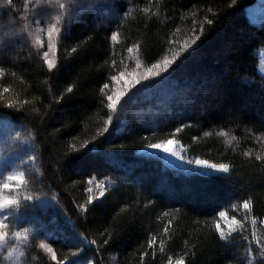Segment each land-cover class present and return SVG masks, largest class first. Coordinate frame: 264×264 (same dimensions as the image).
<instances>
[{"label":"trees","instance_id":"1","mask_svg":"<svg viewBox=\"0 0 264 264\" xmlns=\"http://www.w3.org/2000/svg\"><path fill=\"white\" fill-rule=\"evenodd\" d=\"M256 1L83 0L78 8L61 0L72 21L53 38L58 70L49 71L48 38L39 29L63 10L56 0H0V195H9L2 185L12 183V195L44 197L10 214L6 230L15 251L9 257L5 244L0 264H57L41 243L61 264H81L85 255L98 264H261L252 233L264 229V160L258 159L264 157V77L255 54L264 47V25L247 14ZM194 35L200 39L183 51ZM133 44L140 47L130 54ZM137 58L145 69L175 62L133 86L119 103L120 118L107 125L111 76L135 68ZM162 88L168 100L159 118L152 113L165 108L157 93ZM9 102L16 107H6ZM168 140L188 160L228 164L230 171L190 175L193 165L143 152ZM21 172L24 185L17 189L8 177ZM219 211L243 225L230 243L218 235ZM23 228L27 241L13 240ZM78 233L97 243L109 233L114 239L95 253ZM73 248L85 251L71 259Z\"/></svg>","mask_w":264,"mask_h":264},{"label":"snow or ice","instance_id":"2","mask_svg":"<svg viewBox=\"0 0 264 264\" xmlns=\"http://www.w3.org/2000/svg\"><path fill=\"white\" fill-rule=\"evenodd\" d=\"M44 2L51 3V0H44ZM6 3L8 5H12L13 0H6ZM56 3L58 4L59 8L62 9L63 11H61L60 14L56 16L55 22H49L48 23L46 29L43 27H41L39 29V32L41 35L46 31L47 38H48V47L50 50H55V48H56V45L53 42L54 36L60 35L61 27L63 25L70 24L72 21V16L68 13V5L65 3H61V0H56ZM74 3L76 4V6L78 8L83 7V0H74ZM35 23L39 24L41 22L39 20H37V21H35ZM207 23L212 24L213 21L208 20ZM21 31H23V29H21ZM202 31L203 30H201V32ZM33 35H34V38L36 39L38 44H43V40L39 39V37L35 36V34H33ZM117 35H118V33H113L112 34V40H116ZM9 36H10L9 33H4L5 38L9 37ZM199 39H200L199 36L194 35L191 38V40L184 45L183 51H187L189 48L192 47V45H195L197 40H199ZM139 47H140L139 45L133 44L132 47H129L127 49V51H128V53L132 54V53H134V50H138ZM75 51H76V49L73 48V52H75ZM43 59L46 62L47 69L49 71L54 70V69L58 70L56 63L50 58V51L44 52ZM174 62H175V58L163 60L162 66H163L164 70L167 71L168 68L174 64ZM112 63H113V65H115L116 61L113 60ZM136 68H137V71H134L132 73L120 71L117 75L111 76V81H115L117 83V85H120L117 87L114 94L107 96V101H108L107 107H108V109H111L113 111V115L116 114L117 103L130 90V89H126L122 86L125 77H127V83L130 86H135L137 84H140L142 80L147 81L150 76H154V77H160L161 76V73H160L161 64L160 63L152 64V66L150 68H147L144 71H140L139 70L140 64H139V61L137 58ZM173 71H175V69H173ZM52 74L55 75L54 72ZM144 87L147 89H150L151 85H145ZM103 88L108 89L109 84L105 83L103 85ZM4 91L7 92L8 89H4ZM67 91L69 93H72L73 89L68 88ZM61 99H63V97ZM6 107L11 109V108L16 107V105L9 102L6 104ZM111 124H112V116L110 115L108 118V121H107V125H111ZM107 125L104 128V132L109 131ZM117 130H114V132ZM177 131H179V129H177ZM225 135H227V133H225ZM173 143H174V141L168 140L165 144H149L147 146L148 153H149V155H151V153H153V152L163 151L164 153H169L172 156H175L178 159L183 160L184 157L181 156L179 153L173 151V149L170 147V145H172ZM29 159L35 160L36 157L30 156ZM258 159L264 160V157H258ZM186 163L189 165H195L196 166L193 168L186 169V173L190 174V175H210L212 172L228 173L230 171V165L224 164V163H219V164L211 163L207 159L188 160V161H186ZM8 179L10 181L15 182V188L18 189L24 185L25 177H24V173L21 172V173L16 174V175L9 176ZM2 189L8 190V192L10 194L9 195H0V250L4 249L5 244H9L8 256L11 257L13 252L15 251V247L12 246L11 243L9 242V231L6 230L8 228V223H6V222H8L10 220V214L19 210L21 205L24 204L25 202L40 201V200H43L44 197L43 196L35 197L32 195L21 197L18 195H12L11 193L14 190V184H12V183H4L2 185ZM91 191L92 190L89 189L90 193H91ZM99 197L100 198L105 197V191L103 188L99 190ZM95 199H96L95 195L90 196V202L94 201ZM252 207H253V205L248 201H245L243 203V208L247 211H251ZM84 210L87 211V208L85 207ZM224 219H227L228 223L222 227L221 221ZM256 223H257L256 218L253 217L251 220V224L253 225V227H255ZM234 226H239L241 229L243 227L241 221L237 220L235 217H228V214L225 211H219L218 219L216 222V229L218 231L219 237L222 240L229 242V243L231 242L229 239L230 234L232 232L237 231V227H234ZM225 228H227V232L225 231ZM165 231L167 232L168 229L165 228ZM12 236H13V240H15V241H27L28 229L23 228L22 231L18 229L17 231L12 233ZM79 236L82 238V242L87 241L91 245L94 246L95 253L101 251L100 244H103L105 246H110L111 242L114 239V236L111 233L106 234L105 237L99 243H97L96 240H88L87 236H82L80 234H79ZM252 236L254 238V244L256 246H259V249H261V256L264 257V239H261L259 236H256L255 231H253ZM154 243H155L154 240L150 241L149 247H152V245ZM252 244H253V241H249V245L251 246ZM39 247L42 249H47L48 252L51 253L52 259L54 261H57V264H61V261H59L57 259L56 253L53 251V249L51 247H49L48 244L41 243L39 245ZM73 249H75V250L70 252L71 259L73 257H79L81 252L85 251L84 248H73ZM144 254L146 256L148 255L147 252H145ZM68 262L69 261H66V262H64V264H68ZM81 264H98V261H97L96 256L89 258L87 255H85L84 257L81 258ZM168 264H173L172 260H169ZM175 264H185V261H184V259H180V260H177L175 262ZM261 264H264V260L261 261Z\"/></svg>","mask_w":264,"mask_h":264},{"label":"rangeland","instance_id":"3","mask_svg":"<svg viewBox=\"0 0 264 264\" xmlns=\"http://www.w3.org/2000/svg\"><path fill=\"white\" fill-rule=\"evenodd\" d=\"M82 8V7H81ZM86 8H92L93 10L96 9L99 13L98 14H101L102 16H108L110 13L109 11L106 9V8H98L97 6H92L91 4H86ZM247 14L251 20L252 23L254 24H257V25H264V0H257L256 3L252 6H250L247 10ZM47 35V34H46ZM40 38V36H39ZM53 42H55L53 40ZM50 51V58L52 59L54 57V50H48ZM255 54L256 56L258 57L259 59V66H258V71L259 73L264 77V47H261L259 49H257L255 51ZM136 66V65H135ZM162 66V65H161ZM140 71H144L146 70L144 67H142L140 65ZM134 71H137V68H133L132 70H127L125 72H128V73H132ZM114 86H115V90L114 92L116 91L117 87L120 86V85H117V83L114 81ZM124 88L126 89H131L133 88V86H130L128 83H127V77L124 78V82H123V85H122ZM129 92V91H128ZM127 92V93H128ZM126 93V94H127ZM158 93V96H159V103L160 105H163L165 108L164 110L161 109V108H158L154 113H152L155 117H159V118H164L165 116L163 115L165 112H166V106L164 104H166L167 100H168V96H167V92L163 91V88L160 89ZM114 94V93H113ZM125 94V95H126ZM124 95V96H125ZM123 96V97H124ZM123 97L121 98V100L117 103V107H116V114L113 115V111H112V125L115 123V121H117V119H119V103L122 101ZM184 98H185V95H184V92L183 94H178L177 95V102H183L184 101ZM184 108V107H183ZM182 109V108H181ZM178 110V113L180 112V110ZM163 111V112H162ZM165 111V112H164ZM174 141V140H172ZM167 141L165 142H162V143H159V144H165ZM170 147L173 149V151L179 153L181 156L184 157L183 160H180L178 159L177 157L175 156H172L171 154L169 153H164L163 151H160V152H153L151 154L153 155H156V156H159L161 157L163 160H165L167 163L169 164H172V165H176V166H182V167H188L189 165L186 163V161H188V159L186 158L185 154H184V148L176 141H174V143L172 145H170ZM144 153H148V149H144L143 150ZM193 167H196L195 165L192 166ZM228 223V220L227 219H224L221 221V226L223 227L224 225H226ZM264 226V225H263ZM234 227H239V226H234ZM225 231L227 232V228H225ZM261 239H264V229L262 231V233H259L258 235ZM173 264H175V262H173Z\"/></svg>","mask_w":264,"mask_h":264}]
</instances>
